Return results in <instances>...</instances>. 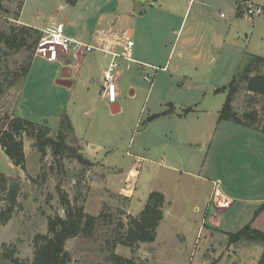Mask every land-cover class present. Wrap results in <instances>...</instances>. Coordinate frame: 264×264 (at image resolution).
Returning <instances> with one entry per match:
<instances>
[{"label": "rangeland", "instance_id": "obj_1", "mask_svg": "<svg viewBox=\"0 0 264 264\" xmlns=\"http://www.w3.org/2000/svg\"><path fill=\"white\" fill-rule=\"evenodd\" d=\"M140 1L0 0V31L21 25L41 30L62 22L64 33L96 45L91 39L100 30H131L135 45L130 56L143 62L137 65L117 59L115 104L120 110L113 114L101 96L102 71L112 59L110 54L101 50L77 53L79 60L68 62L73 85L65 87L56 82L63 68L61 60L47 62L34 50L6 54L0 44V84L4 89L7 81L21 80L16 88L5 89L0 95V116L12 114L38 124L46 121L54 137L61 116L66 115L72 128L66 132V143L83 151L92 163L84 166L65 159L64 174L59 173L50 151L42 158L33 140L24 135L25 170H21L0 147V173L19 178L21 183L18 207L10 220L0 225V264H31L33 237L47 233L48 216L64 215L57 186L87 214L101 216L91 237L67 240L65 248L71 256L67 264H107L112 250L134 257L140 264H257L264 251L262 245L246 239L229 245V232L241 229L228 226L234 223L222 224L221 232L208 225L211 214L225 215L213 205L216 189L226 192L232 188L235 195L247 196L254 189L237 187L233 178L246 164L264 173V136L237 128L231 121L218 122L225 87L250 55L264 57V18L255 23L245 20L235 13V0H195L187 10L188 0H146L154 3L145 9ZM254 2L261 4L260 0ZM190 30L202 41L182 58V41ZM213 34L219 37L214 43L219 47L209 46ZM229 44L239 46V51ZM115 50L120 53L122 46ZM193 55H198L197 59L189 60ZM145 62L167 66L156 71ZM27 64L29 69L21 78ZM257 73L264 75V64L250 76ZM246 85L238 82L232 109L241 116L256 111L258 124L264 127V95L246 90ZM171 105L173 113L166 116ZM153 114L160 115L147 121ZM244 142H251L253 148H243L240 144ZM232 146H240L244 154ZM205 151L209 157L202 176L206 180L186 173L198 172ZM134 165L138 175L129 178ZM130 186L132 197L122 196ZM152 192L161 193L164 200L155 240L139 244L134 251L113 247L117 223L126 225L127 216L137 217ZM242 205L236 203L237 209ZM119 209L126 213L119 214ZM258 210L255 208L254 215ZM4 255L11 260H5Z\"/></svg>", "mask_w": 264, "mask_h": 264}, {"label": "trees", "instance_id": "obj_2", "mask_svg": "<svg viewBox=\"0 0 264 264\" xmlns=\"http://www.w3.org/2000/svg\"><path fill=\"white\" fill-rule=\"evenodd\" d=\"M245 1V0H242ZM74 3L75 0H67ZM238 2V1H237ZM22 7V3L18 7ZM239 6V5H238ZM1 8V5H0ZM6 11V10H5ZM19 16V13H18ZM41 33L38 29L27 25H21L16 28L10 26L7 31H0V44L8 52H18L20 50H34L36 41ZM264 64V58L257 55H250L241 67L239 72L227 85V94L224 104L218 115L219 121H231L244 126L260 129L264 132V127L259 126L256 111L239 113L233 111L232 101L237 93L238 82H246V90L256 94L264 95V75L257 73L250 76L260 65ZM29 69V64L22 67L21 78L25 76ZM21 80L11 79L0 84V95L5 89H14ZM169 111L165 112L168 113ZM160 114L152 115L148 120L158 117ZM71 124L66 115H62L59 127L55 136L50 135V128L47 122L38 124L30 120L15 117L12 114L0 116V147L9 158L12 165L25 170V154L23 148V136L33 140L34 147L43 158L47 151H50L53 157V165L59 173L64 174L65 159H75L84 166L92 163L88 160L86 154L79 148L66 143L67 130H71ZM20 179L11 176H5L0 173V225L6 224L12 217L18 207L17 197L20 193ZM60 204L64 215L58 214L47 217V233L36 234L33 237V259L31 264H67L70 259V253L66 250L67 240L75 237H91L95 224L99 216H92L84 211L82 205H77L69 199L68 194L60 187H56ZM149 202L143 211L137 216H127V224L122 221L117 223V234L113 239V247L116 245L125 246L134 251L139 244L151 243L156 238V229L163 217V195L158 192H152L149 195ZM153 201V204H151ZM243 239L259 243L264 247V231L253 229L249 224L245 225L239 231L228 234V244L237 243ZM5 260H11V256L4 255ZM107 264H140L134 257H123L111 251ZM211 264V263H209ZM257 264H264V251L262 252Z\"/></svg>", "mask_w": 264, "mask_h": 264}, {"label": "crops", "instance_id": "obj_3", "mask_svg": "<svg viewBox=\"0 0 264 264\" xmlns=\"http://www.w3.org/2000/svg\"><path fill=\"white\" fill-rule=\"evenodd\" d=\"M121 1H123V0H121ZM192 1L194 2L195 0H188L187 1L186 10L188 9V7H189V5H190V3ZM235 2H236L235 3L236 4L235 13L242 17V10H240L241 9L240 6H242V5H240L236 0H235ZM260 2H261L262 6L264 8V0H260ZM148 3L150 4V3H154V2H150V1L147 2L146 0H141L140 1L141 7L143 9H145L146 6H153V5H149ZM185 13H186V11H185ZM262 16L264 18V12H263ZM183 18H184V16H183ZM107 29H110V28H107ZM179 31H180V27L178 28V31L176 32L175 39L178 36ZM194 32H196V30ZM64 34L67 37L76 40L73 36H70L69 33L68 34L64 33ZM132 34H133V32L131 30H129L128 32L127 31H123V30L122 31L121 30H112V31L111 30H100L99 32L95 33V35L92 37L91 40H93L95 42V44H96L95 46H97V47H100V48L105 49L107 51H116L115 47L117 48V46H120L122 44L123 38H125L127 36H129L131 38ZM218 40H219V37H216L215 34H213L211 36V40H210L209 46L219 47L216 44H214ZM76 41H78V40H76ZM201 41H202V38L201 37L195 38L194 35H193V32H191V30H190L189 34L182 41L183 44L181 46L183 47L182 49L184 51L182 53H180L179 56H181L182 58L186 57L185 51L188 52L189 51L188 49L191 48V47L196 48L198 45H200ZM79 42H82V41H79ZM82 43H84V42H82ZM134 45H135V42H134ZM230 46L233 47V49L235 51H239L237 49L239 46L234 45V44H231ZM203 48H205V47H203ZM203 48H202L201 51H203ZM172 49H173V46L171 47L168 56L172 52ZM233 49H232V52H233ZM197 56L198 55H193V56H191L189 58V60L195 61L197 59ZM78 57L79 56L75 55V56H72V57H69V58H63L60 61V62H62V65H63L61 73H63V72L69 73L68 74L69 75L68 76V80L71 83L70 87L73 85V81H71L72 74H73L72 71L73 70H72V67L70 66V63H68V62H69V60L71 58H75V61H77V60H79ZM82 57L83 56H81V58ZM140 63H141V65L143 64V62H140ZM184 63H186V62H184ZM144 65L147 66L148 68H151V69L156 70V71L159 68V66L153 65V64H149L147 62H145ZM118 66H119V64H118ZM125 66H127V64H125ZM166 66H167V63H165V65L163 67L159 68V69L164 70L166 68ZM61 73H60V75H61ZM116 74H117V71H116ZM131 95H133V92H131ZM101 96H103L102 98H104L103 94H101ZM109 105H110V108L111 107H116V108L118 107L119 108V106L117 104H109ZM172 109H173V107L171 105V108L169 109V112L165 113L166 116L170 115V113L172 112ZM153 115H156V114H153ZM151 116L152 115H150L149 117H151ZM178 116H181V114H178ZM148 118H147V121H148ZM151 120H153V119H151ZM235 124H236L235 126L237 128H244L245 130H247L246 132L255 134L256 136H261V137H262V135L264 136V132L261 131L260 129L244 126V125L237 124V123H235ZM236 144L237 143H234L233 145H236ZM238 144H239V142H238ZM242 144H243V148H245V149H252L253 148V145H252L251 142H244V143H241L240 145H242ZM238 147L239 148H236V147L232 146L233 149H238L237 150L238 154H244L245 150L241 149L240 146H238ZM208 157H209L208 156V152L205 151L204 161H203L202 164L201 163L199 164L200 168H199L198 172H191V171L189 172L188 171L186 173L192 174L196 178H201V179L206 180V176H202V173H203L205 164H206V162L208 160ZM245 164H246V162H245ZM137 175H138V171L135 169V165H134V167L128 171V176H129V178H136ZM233 179H237V184H236L237 187L243 188V187H248L249 186L250 188L254 189L253 193H248L247 196H244V195L237 196V195L234 194L232 188H227L226 192L220 190L219 188L216 189L214 191V195H213L214 196V200H213L214 204L213 205L216 206L217 209H221L222 211H224L225 215L220 217L217 212H216V214L215 213L211 214L209 216V219L212 218V220L214 222H216L217 219H219L220 220V226L219 227H214V226H211L209 224L208 225L211 228H214L216 230L217 229L220 230V227L224 223H234L232 225L228 224V226L230 227V226L236 225V227L238 226L240 228H243L245 225L249 224L253 229H256V230H259V231H264V186H263L264 185V173L263 174L262 173H257V171L251 170L248 167V165L246 164L245 168H243L241 170V172L239 173L238 177H235ZM121 195L125 196L127 198H131L132 195H133V186H130L128 189L123 190V194H121ZM236 203H239L241 205L245 204V206L242 205L243 207H240L239 210H238L237 207H236ZM258 205H260V206H258ZM257 207H259V210L254 215V213H255L254 210ZM234 210H237V212H238L237 215H233L234 214V212H233ZM209 219H208V221H209ZM220 232H221V230H220ZM209 233H210V231H209ZM214 264H218V263H214Z\"/></svg>", "mask_w": 264, "mask_h": 264}, {"label": "built area", "instance_id": "obj_4", "mask_svg": "<svg viewBox=\"0 0 264 264\" xmlns=\"http://www.w3.org/2000/svg\"><path fill=\"white\" fill-rule=\"evenodd\" d=\"M236 1L242 5V17L247 21L254 23L263 15L264 8L261 4L255 3L253 0ZM220 17H224V14L220 13ZM39 31L41 35L36 41L34 52L36 56L47 62H59L63 58L75 56L77 53L83 55L85 51L90 50H101L112 56L108 67L102 72L103 95L108 104H115L117 99L115 86V81L118 77L115 71L118 67L117 59L122 58L129 63L141 64L130 56L134 42L129 36L123 38L121 44L122 50L119 53L116 51H107L95 45L82 43L67 37L64 34V25L62 22L51 23Z\"/></svg>", "mask_w": 264, "mask_h": 264}, {"label": "water", "instance_id": "obj_5", "mask_svg": "<svg viewBox=\"0 0 264 264\" xmlns=\"http://www.w3.org/2000/svg\"><path fill=\"white\" fill-rule=\"evenodd\" d=\"M68 74H69V73H67V72H63V73H61L60 78H59L56 82H57L58 84L62 85V86L70 87L71 83H70V81L68 80V76H69ZM119 110H120V109L117 107V111L114 112L113 107L110 108V111H111V113H113V114L117 113ZM239 116H241V114H239ZM151 204H153V201L151 202ZM124 213H126V211H124V209H119V214H124ZM208 224L211 225V226H214V227H219V226H220V220L217 219V221L214 222V221L212 220V218H211V219H209Z\"/></svg>", "mask_w": 264, "mask_h": 264}]
</instances>
